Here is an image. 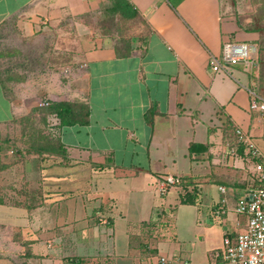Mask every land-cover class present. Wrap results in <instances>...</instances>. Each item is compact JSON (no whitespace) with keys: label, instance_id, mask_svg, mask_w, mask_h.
<instances>
[{"label":"crops","instance_id":"1","mask_svg":"<svg viewBox=\"0 0 264 264\" xmlns=\"http://www.w3.org/2000/svg\"><path fill=\"white\" fill-rule=\"evenodd\" d=\"M126 1L143 19L139 32L126 46L86 35L80 81L52 85L49 98L83 101L88 122L58 126L65 155L34 167L36 201L30 193L21 205L0 204L8 231L0 264H160V255L167 264H222L224 237L245 227L234 207L248 196L253 161L233 129L264 158V118L248 110L252 86L239 65L213 71L209 59L256 33L237 31L229 0ZM66 5L89 9L85 0H0V24L17 15L39 27L36 14ZM15 114L0 83V123ZM192 144L204 148L190 153ZM34 168L28 160L24 172ZM167 175L190 178V191L160 196L155 184Z\"/></svg>","mask_w":264,"mask_h":264},{"label":"rangeland","instance_id":"2","mask_svg":"<svg viewBox=\"0 0 264 264\" xmlns=\"http://www.w3.org/2000/svg\"><path fill=\"white\" fill-rule=\"evenodd\" d=\"M85 1L89 9L82 14H74L67 5L60 12H54L51 7L50 18L46 14H36L43 22L32 29L17 15L0 24V83L6 97L16 106L15 116L0 123V202L4 204L21 205V199L26 200L30 193L36 201L39 176L34 167L45 157L40 151L43 148L51 151L53 140L58 138V120L42 108L46 107V102L53 101L48 94L54 82L66 86L80 81L83 37H108L115 46H126L143 26L142 17L134 13L125 0ZM117 1L122 4L121 10H116ZM229 2L237 31L256 32V37L246 42L253 47L251 63L248 66L238 64L243 71L237 72L238 76L245 82L248 78L249 86L264 96V0ZM70 102L84 103L79 99ZM28 160L34 168L29 175L24 172ZM252 161L254 173L255 161ZM186 185L175 187L190 191ZM166 215L171 216V212ZM7 234L8 231L0 227V243ZM8 246L16 249L14 244Z\"/></svg>","mask_w":264,"mask_h":264},{"label":"built area","instance_id":"3","mask_svg":"<svg viewBox=\"0 0 264 264\" xmlns=\"http://www.w3.org/2000/svg\"><path fill=\"white\" fill-rule=\"evenodd\" d=\"M253 47L242 42H225L222 45L221 56H210L209 64L213 71L222 70L224 65L243 64L251 62ZM249 95L248 110L256 112L264 118V96L253 87L247 88ZM234 134L237 144L248 150L249 156L255 161V170L252 174V185L248 189V196L240 199L234 211L246 216V224L242 231L223 239V248L215 256H221L222 264H264V158L259 149L251 142L250 135L235 126ZM184 179L179 175H167L155 184V190L160 196L167 194L175 186H183ZM190 187V188H189ZM186 188L191 189L188 184ZM225 193V187H219ZM225 202V199L222 200ZM224 212V209H220ZM179 264H190L186 260L174 259ZM160 264H167L170 259L164 255L158 257Z\"/></svg>","mask_w":264,"mask_h":264},{"label":"trees","instance_id":"4","mask_svg":"<svg viewBox=\"0 0 264 264\" xmlns=\"http://www.w3.org/2000/svg\"><path fill=\"white\" fill-rule=\"evenodd\" d=\"M126 1V0H125ZM128 6V2L126 3ZM122 6L120 1L116 2V10H121ZM131 7V6H130ZM132 8V7H131ZM134 13L138 14L135 10ZM253 32V31H248ZM256 33V32H255ZM48 114H52L58 120V126H70L74 124L84 125L88 122L87 118L89 115L88 106L85 103L79 104L75 102H70L67 100H59V101H48L46 102V107L42 108ZM53 149L50 151L47 148H43L40 153H42L45 157L52 155H65V148L59 137L53 140ZM204 146L201 144H192L189 147V152H196L203 150ZM199 149V150H198ZM184 183H188L192 180L187 177H183ZM186 202L187 198L184 197L182 202ZM0 204H3L0 202Z\"/></svg>","mask_w":264,"mask_h":264}]
</instances>
